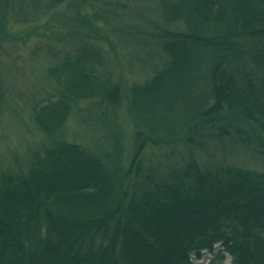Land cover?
Listing matches in <instances>:
<instances>
[{"label":"trees","instance_id":"trees-1","mask_svg":"<svg viewBox=\"0 0 264 264\" xmlns=\"http://www.w3.org/2000/svg\"><path fill=\"white\" fill-rule=\"evenodd\" d=\"M64 1L0 0V44L47 40L0 264H264V0Z\"/></svg>","mask_w":264,"mask_h":264},{"label":"rangeland","instance_id":"rangeland-1","mask_svg":"<svg viewBox=\"0 0 264 264\" xmlns=\"http://www.w3.org/2000/svg\"><path fill=\"white\" fill-rule=\"evenodd\" d=\"M20 1L17 6L25 5L26 8L23 9L26 11L33 9L34 4H30L32 0ZM72 1H64L63 4L58 6L57 10L60 12L66 10ZM17 10L19 9L17 8ZM19 15L23 16V10H21ZM38 22L41 23V21ZM25 26L26 24L17 23L12 27L13 29L23 30ZM27 33L29 36L32 35L31 42H27V44L19 39L9 38L3 39L0 44L1 50H9L11 53V55L0 56V102L2 107L0 154L6 153L8 150L20 149L33 141L35 129H33V132L28 129V126L31 125L28 113L34 98L44 92L45 81L41 77L44 72L36 69L34 63L36 60V65L44 66L40 62V56H35V51L38 46L47 45V40L38 39L37 36H34L33 29H28ZM22 45L24 46L22 47ZM23 51L29 56L22 55L21 52ZM40 52H46L45 47L40 48ZM42 57L47 58L49 56L45 55ZM128 70L132 71L129 68V64ZM68 129L70 131L68 133L80 134L84 138L91 134L88 128L78 120H71ZM37 138L39 137L37 136ZM229 261L230 259L227 258L224 262L228 264Z\"/></svg>","mask_w":264,"mask_h":264}]
</instances>
